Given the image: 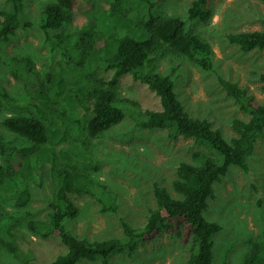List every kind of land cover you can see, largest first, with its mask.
Listing matches in <instances>:
<instances>
[{"label":"trees","instance_id":"obj_1","mask_svg":"<svg viewBox=\"0 0 264 264\" xmlns=\"http://www.w3.org/2000/svg\"><path fill=\"white\" fill-rule=\"evenodd\" d=\"M93 1L57 0L43 8V30L66 27L50 40L68 61L48 73L41 90L33 85L39 80L29 57H11L8 61L1 57L2 44L15 35L20 22L29 24L23 19V0H6L8 7L0 11V64L10 67L12 76L24 82L30 96L20 101L0 86V110L26 109L30 112L28 115H7L2 123L8 131L35 146L31 154L22 153L15 147L6 148L0 137V160L8 164L6 168L0 163V200L12 199L17 207H24L31 198L30 182L45 179L50 183L48 220L27 223L33 236L57 237L65 247V251L48 264H77L83 260L110 264L113 256H132L138 244L151 242L160 234L175 237L189 246L186 264H212L214 237L222 226L207 221L203 212L213 197L214 184L227 174L230 166L248 172L247 158L264 135V102L260 103L235 83L219 78L227 95L248 116L247 120L231 122L235 135L227 141L210 121L188 113L175 93L173 81L155 70L151 57L157 46L165 43L208 70L212 67L210 44L197 35L185 33L184 21L178 16H155L153 7L165 0H155L156 3L135 0L142 6L139 27L124 15L127 0H98L104 6L101 29L107 33L99 32L93 39L95 28L86 14ZM188 17L207 22L212 17L208 0L192 1ZM227 39L244 52L263 49L264 19L261 30L229 33ZM96 69L112 70L113 75L88 93L92 106L86 110H91L92 115L85 122L78 110L85 106L86 88L78 86V82L82 72L92 73ZM127 74L146 84L159 97L161 110L141 111L139 103L119 96L115 87L119 78ZM259 81L264 91V72L259 75ZM71 84L73 87H69ZM126 112L138 126L149 130L167 129L172 138L192 139L204 151L193 152L196 164L181 162L177 166L171 187L179 198L172 197L166 188L154 185L156 206L149 211L142 227L133 228L121 219L123 234L119 238L102 241L79 238L64 225L65 219L78 215L70 194L91 195L101 204L102 212L116 213L117 210L116 195L106 185L91 180L85 172L93 165L87 138L95 139L119 124ZM72 125L76 130L70 140ZM16 218L17 214L7 211L0 203V240L15 258L27 263L33 256L22 252L10 233ZM244 264H264V252L257 247Z\"/></svg>","mask_w":264,"mask_h":264},{"label":"rangeland","instance_id":"obj_2","mask_svg":"<svg viewBox=\"0 0 264 264\" xmlns=\"http://www.w3.org/2000/svg\"><path fill=\"white\" fill-rule=\"evenodd\" d=\"M56 1L23 0V19L29 24L20 22L15 35L1 46L4 61L11 57H29L33 61L39 80L33 83L37 90L43 89L41 83L46 81L48 73L68 61V57L55 49L50 40L66 27L46 31L41 28L43 8ZM149 1L156 3L155 0ZM192 1L165 0L155 4L153 14L159 17L178 16L184 21L185 33L197 35L209 43L212 67L202 69L165 43L158 45L151 57L155 70L173 81L175 93L188 113L210 121L229 141L235 135L231 122L234 119L247 120L248 116L227 95L219 78L246 89L263 103L264 91L259 75L264 72V48L244 52L231 44L227 35L261 30L264 1L208 0L212 17L207 22L189 19L188 8ZM7 7L6 0H0V11ZM141 13L140 4L135 0H127L124 15L136 27H139ZM86 14L92 19L95 28L93 39L99 32L103 35L107 33L101 29L104 6L100 1L94 0ZM112 75V70L102 69L81 73L78 86L86 88L83 96L85 108L79 107L78 113L85 122L92 115L91 110H86V107L92 106L88 93L102 82L109 81ZM0 86L20 101L30 99L24 82L14 78L6 64H0ZM115 91L121 98L139 103L141 111L161 110L159 97L146 84L134 80L129 74L119 78ZM29 113L26 109L0 110V137L6 148L15 147L22 153L30 154L34 151L35 146L30 141L8 131L2 123L7 115ZM75 130L76 126L72 125L69 129L70 140L74 138ZM87 144L93 165L86 168L85 172L91 180L106 185L116 195L114 204L117 210L116 213L102 212L101 204L91 195L73 193L69 196L78 208V215L73 219H65L64 225L73 235L92 241L121 237V219L133 228L142 227L149 211L156 206L153 192L155 184L166 188L172 197L179 198L171 187L176 178L177 166L181 162L196 164L192 159L193 152L204 151L192 139L181 136L172 138L167 129L149 130L138 126L129 112L119 124L102 132L97 138H87ZM0 163L8 168V164L2 160ZM247 163L248 172L234 165L229 167L227 174L214 184L213 197L203 212L207 221L222 226V230L214 237L212 264H244L257 247L261 253L264 252V135L255 143ZM29 188L31 198L24 207H17L12 199L0 200V203L7 211L17 214L10 233L22 252L30 253L33 259L27 263L21 262L0 240V264H48L65 251L57 237L43 239L29 232V221H47L49 218L51 185L45 179L34 180L30 182ZM188 249L189 246L177 238L160 234L151 242L138 244L132 256H113L110 264H186ZM77 264L101 263L83 260Z\"/></svg>","mask_w":264,"mask_h":264}]
</instances>
